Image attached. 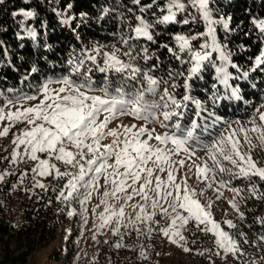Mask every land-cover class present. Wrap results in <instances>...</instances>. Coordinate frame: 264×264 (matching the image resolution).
<instances>
[{
	"label": "snow or ice",
	"instance_id": "6c2138e0",
	"mask_svg": "<svg viewBox=\"0 0 264 264\" xmlns=\"http://www.w3.org/2000/svg\"><path fill=\"white\" fill-rule=\"evenodd\" d=\"M133 4L139 5L141 13H147L153 8L156 0L152 3L142 4L141 0H132ZM5 0H0V5H3ZM195 8L199 13L200 18L205 22L206 31L195 34H172V39L176 42L175 47L164 43L160 47L167 49L177 61H180L181 68L179 70L169 69L168 79L164 77L154 76L152 73L159 66V57H155L156 63L149 65L147 68H141L135 63H124L113 53L106 56V67H99V71L106 72L108 69H114L118 73L125 74L128 80L140 83L142 87L135 90L126 91L123 87H116L110 90L108 85L97 88L93 86L90 79L86 78V82L78 83L70 78H61L60 80H48L42 85V94L44 101L35 106L23 108V102L36 100V95H16L8 98L3 106H0V122L9 121L8 126L0 131V137L7 136L11 127L16 123H24L27 127L18 135L12 143L14 145H23L24 154L32 161H38L37 167L32 169L33 172L40 176L52 175L53 172L58 178L70 177L66 187L69 189L68 195L64 192L60 196L64 199L73 197V194L80 199L82 205L86 204L94 191L99 188V181L103 177L105 183L109 181L112 185L111 191H104L105 204L104 213H101L99 219L101 221L99 227L103 228L112 222L113 217H116V223L119 225L123 222L126 216L124 206L118 210L107 200L109 196L118 198V193H125V202L131 201L134 196H141L143 200L151 199L152 209L159 208L162 213L167 214L170 208L173 213H176L171 218L170 226L161 228L164 236L170 239V242L183 247L181 242H185V237L181 234L180 229L186 226L191 219H195L198 224H204L203 229L206 232H211L215 237V244L227 253L240 255L244 253L239 249L237 243L223 231L220 224L216 223L212 218L211 204L204 207L195 199V191L189 189L187 182H176V177L173 175L171 156L178 154L181 150L189 155H195L197 150L207 151L214 168H209L205 163L203 166L196 165L197 175L208 177L212 173V178L216 176L215 169L218 168L219 173L225 172V167L222 165V157L224 161H228L233 165V168H238V172H234L232 168L227 169L231 176H244L247 178L259 177L264 180V167L258 166L251 151L257 145L253 143L249 133H257L256 139L260 142V146H264V103L255 108V115L249 120L252 125L250 128L240 127L238 130L232 128V124H239V121L227 122L224 131L227 135L221 134L218 137L212 138L211 142H204L196 135V130L201 128L197 123V119H192L190 124H182L186 118L189 103L195 105L196 112L194 116L200 120L213 118V123L221 122V118L215 115V112L203 107L202 102L196 99L191 94L192 81L199 79L200 74L208 65H211L216 74V78L220 84L231 90V96H213V105L220 100L235 98L237 100L244 99L239 95V87H233L229 81L233 78V74L229 71V67L239 70V66L231 60V53L227 50L226 45L218 42L217 28L214 25H220L226 31H232L230 28L231 17L225 18L221 16L219 19L213 17L214 7L213 0H167L166 4L159 8L162 14L157 16L155 21H149L145 16H135L138 22L135 26L129 24V28L135 34L130 37H121L122 42L128 45L129 50L124 53L130 61H136L139 56L147 64L153 59V54L147 47H142L141 52L133 55L135 48L129 44L130 39L145 38L147 41L156 43L155 32L156 26L159 24H178L189 25L194 23L196 17L189 13L182 20L177 19L178 13L188 11V6ZM73 8L71 3H68L64 12L57 11V15L61 17V23L69 25L74 19L68 15V12ZM54 11H56L54 9ZM131 12L132 9L129 8ZM104 14H108V9L104 10ZM14 16H23L25 18H34L36 13L31 10H20L13 13ZM156 15L155 12L152 13ZM82 18H86L87 13H81ZM121 19H125L123 16ZM252 24L264 36V19L253 18ZM75 31V29H73ZM28 35L35 38L37 33L34 30H29ZM77 38L79 36L77 34ZM203 40L199 43L198 48L193 45V41ZM262 47L259 53L253 58L252 65L249 70L241 72V78L247 79L249 72L256 73L257 71L264 72V40L260 41ZM98 51V50H97ZM213 53H218L220 63H215ZM187 57L186 59L184 57ZM88 59L95 61V56H88ZM72 61L70 60L69 63ZM83 59L80 65L83 64ZM184 65H188L184 69ZM78 70V68H77ZM37 69L33 67L31 72L35 73ZM183 78L182 85H178L176 81ZM57 83L62 85L57 89L49 90V85ZM163 86V87H162ZM177 87H183L184 95L177 99L172 90ZM101 92V95L94 93ZM63 94V95H61ZM50 101V102H47ZM47 102V103H46ZM19 106V107H18ZM4 107H15L16 111L9 110L4 112ZM207 113V117L201 113ZM122 116H132L136 119L148 123H159L163 128L172 129L171 135L165 132L163 135H152L146 126H141L137 130L135 125L131 127L121 126L118 129H109L108 125L115 119ZM103 117V119H101ZM160 117L163 119L161 120ZM175 118V119H173ZM171 122V123H165ZM210 125H204L203 131H207ZM242 134L243 143L248 145V150L241 152V142L238 135ZM112 137V142L102 144L106 137ZM147 136V139L142 137ZM155 139L160 145L167 146L169 143L174 148L153 147L149 141ZM90 141V142H89ZM103 149V151H101ZM47 154L46 159H41L37 154ZM19 152L13 151L12 162H15ZM55 160L66 166L76 169V172L61 171L56 163L50 161ZM113 161V162H109ZM154 167H149V164ZM181 167L184 161L178 162ZM168 165L167 181H163L159 175H155V170L164 172L166 169L162 165ZM109 169L111 171L109 172ZM122 169V171H121ZM155 175V180L153 177ZM4 176L0 175V181H3ZM141 180L143 182L141 183ZM228 181L221 179L220 186H227ZM138 185V187H137ZM154 187H150L153 186ZM36 186L43 188L44 185L37 181ZM172 188L173 190H169ZM83 189V191H81ZM131 189V192H128ZM236 194L240 190L231 188ZM148 191L154 193L153 197H149ZM255 192V186H253ZM171 197V201L168 198ZM164 200L168 203V207H164L160 203ZM140 208L134 219L129 220V225L135 224L136 221L144 222L151 220L156 212L147 213L142 205H134L133 208ZM236 208L235 203L232 204ZM178 209H183L188 215L180 214ZM69 212V215H73ZM179 222V223H178ZM229 227H235L230 220L225 221ZM210 225V227H208ZM137 232L141 229L137 228ZM151 231V229H149ZM119 232V228L115 229ZM264 240V237H261ZM247 243V240H245ZM117 244L116 247H121ZM185 252L191 251L188 247H183ZM141 256L146 259L147 256L142 251ZM203 254V253H200ZM219 254V253H217ZM254 264V262H253Z\"/></svg>",
	"mask_w": 264,
	"mask_h": 264
},
{
	"label": "trees",
	"instance_id": "16d2710c",
	"mask_svg": "<svg viewBox=\"0 0 264 264\" xmlns=\"http://www.w3.org/2000/svg\"><path fill=\"white\" fill-rule=\"evenodd\" d=\"M152 2L153 0H141L142 4ZM166 2L167 0H156L152 9L147 13H141L140 6L133 4L132 0H5V3L0 5V89L4 92L19 90L33 94L47 79L60 80L65 77L78 83L86 82L87 78L94 87L108 85L110 90L123 87L129 91L142 87L140 83L126 79L125 74L118 73L114 69L99 71V67H106V56L113 53L122 62H132L141 68L156 63L155 57H159V66L152 74L168 79L169 69L179 70L181 63L168 53L167 49L160 46L168 43L175 47L176 42L172 39V34H195L207 30L205 22L195 8L189 5L187 12L177 15V19L182 20L191 13L196 17L194 23L157 25L156 43L149 42L145 38L129 40V44L135 48L134 56L141 52L142 47H147L153 54V59L147 64L139 56L136 61H130L129 57L124 55L129 50L128 45H125L121 39L135 35L129 28V24L135 26L138 23L135 16L142 15L149 21H155L157 16L164 14L159 8H162ZM68 3L73 5L68 15L73 16L74 19L69 25H64L60 22L62 18L57 15V11L64 12ZM213 7L215 19L221 16L231 17L232 31L214 25L217 28L218 42L226 45L231 53V60L239 66L240 71L229 67V71L233 74L229 83L241 90V83L245 82V85L251 89L245 94L240 91L239 95L244 99L237 103L227 105L226 101L235 100L228 98L213 105V96H231V90L217 80L214 68L207 66L200 74V78L191 82L192 96L199 99L203 107L215 112V115L221 118V122L217 123H213V118L202 121L194 116L195 105L189 103L186 118L181 123L190 124L192 119H197V123L201 125L197 132L204 142V135L210 129L214 128L219 132L218 128L215 129L217 125L224 127L223 121L230 122L246 113L252 117L255 108L264 103V72H249L253 84L249 82V77L241 78V72L249 70L253 58L262 47L260 41L264 40V36L251 21L253 18L264 19V0H213ZM129 8L132 9L131 12ZM105 9H108L107 15L104 14ZM20 10L34 11L36 16L25 18L13 15ZM153 12L156 13L155 16L152 15ZM81 13H87L86 18H82ZM122 16L125 19L122 20ZM30 29L37 33L35 38L28 35ZM202 42L203 40H198L192 43L198 48L199 43ZM88 56H95V61L88 59ZM213 57L218 65L220 63L218 53H213ZM81 59L84 61L82 65H80ZM33 67L37 69L35 73L31 72ZM183 67L187 69L188 65ZM176 83L182 85L183 78H179ZM172 91L177 99L185 94L183 87H177ZM201 115L207 117L205 112ZM204 125H210L207 131L202 130ZM18 179L19 175L12 173L0 185L2 197L0 199V264H39L32 260L35 252L49 245L56 238L57 232L68 216L67 207L61 203L63 197L60 196L66 179L59 178L57 187L51 186L46 191L41 190L39 198L31 195L32 197L23 199L19 210L12 212L10 195ZM262 211L248 210L240 223L239 229L243 234L238 233L237 238L244 255H238L236 264H253V262L264 264V240L261 239L264 237ZM119 239L118 244H121V247H116L117 244L110 241L105 264H156L162 239L161 231L147 230L137 233L134 230H127ZM190 239L191 234L188 240L191 247ZM66 251L65 255L61 252L56 253L52 259H56L58 264H72L71 258L74 254L72 241H67ZM142 251L147 256L146 259L141 256Z\"/></svg>",
	"mask_w": 264,
	"mask_h": 264
},
{
	"label": "rangeland",
	"instance_id": "374dc122",
	"mask_svg": "<svg viewBox=\"0 0 264 264\" xmlns=\"http://www.w3.org/2000/svg\"><path fill=\"white\" fill-rule=\"evenodd\" d=\"M211 65H208L210 67ZM56 81L54 79H47ZM44 82V83H45ZM249 82L253 84V81L249 77ZM240 84V83H238ZM246 83H241L243 94L250 91L251 87L245 85ZM250 84V85H252ZM62 85L53 83L49 85V90L51 94V90L57 89ZM244 91V92H243ZM96 95H101V92L94 93ZM16 95H36V100H30L23 102L22 107H30L40 104L44 101V96L42 94V87L33 94H26L19 90H10L8 92H4L0 89V106H3L5 101L8 98H12ZM63 95V94H61ZM233 101V102H232ZM240 100H229L226 101L227 105H231L230 103L239 102ZM50 102V101H47ZM46 102V103H47ZM19 107V106H18ZM16 111L15 107H4V112ZM264 111V109H261ZM242 114V113H241ZM255 113L252 115V117ZM248 116V117H247ZM251 116L242 115V117H237L230 122L239 121V124L233 123V129H239L240 127L250 128L252 125L249 123V120L252 118ZM103 119V117H101ZM162 120L163 118L160 117ZM171 123V122H165ZM9 121L4 120L0 122V131L3 130L4 127L8 126ZM225 124V123H223ZM135 125L136 128L133 131L137 130L141 126H146L148 130L155 129L152 132V135H163L167 132L171 135L172 129L163 128L159 123H148L145 125L144 121L136 119L132 116H122L118 119L113 120L109 125V129H118L122 130L121 126L131 127ZM27 127L24 123H16L14 127H11L7 136L0 137V175L4 176V180L9 178L12 173H16L19 175V179L17 183H15V188L10 195L11 203L10 207L14 208L16 211L19 210V205L23 199H28L27 197L36 196L40 197V191H46L49 187L58 186V177L55 176L53 172L52 175L40 176L37 173L33 172L32 169L37 167L38 161H32L28 159L27 155L24 154V146L23 145H14L12 141L20 135V133ZM218 128L219 132L215 131L214 128L210 129L207 134L204 135L205 142H211L212 138L218 137L221 134L227 135L224 131L226 128V124L224 127L221 125H217L215 129ZM196 135L200 137L196 130ZM250 137L253 140V143L257 146L252 149L251 155L253 159L258 162V166L264 167V146H260V142L256 139L257 133H249ZM238 138L241 142V152H245L248 150V145L243 143L242 134L238 135ZM112 137H106L102 144H109L112 142ZM142 139H147V136L142 137ZM90 142V141H89ZM150 145L153 147H167L174 148L171 143L167 146L160 145L158 141L152 139L149 141ZM17 151L20 155L17 157L15 162H12V154L13 151ZM103 151V149H101ZM41 159H46L47 154L38 153L37 154ZM218 159L221 160L222 165L225 167V172L223 174L219 173L218 168L215 169L216 176L213 179L212 173L208 174V177L205 178L203 176L197 175L196 165L203 166L205 163L209 168H214V165L209 158L207 151L205 150H197L195 155H189L184 151H180L178 154H173L171 156L172 168L174 169L173 175L176 177V182L181 183L183 187V182H187V186L189 189L195 191L197 199L200 204L204 207H207L211 204L210 211L212 212L213 220L220 224L223 231L228 233V235L235 241L240 248V244L237 238V234H243L240 227V223L243 221L244 216L248 210L253 211H262L264 213V180H260L259 177H251L250 179L244 176H231L227 169L232 168L234 172H238V168H233V165L224 161L222 157L218 156ZM183 160V167L178 163ZM51 163H56L57 167L61 169V171H69L76 172V169L71 168L70 166H66L60 162L55 160L50 161ZM110 163L113 161H109ZM149 167H154L151 163L148 165ZM166 170L164 172H159L155 170V175H159L163 181H167V171L168 165H162ZM23 171V172H22ZM111 169H109V172ZM122 171V169H121ZM31 175H28V174ZM155 175L153 180H155ZM31 177V178H30ZM66 182L63 184L62 191L65 196L68 195L69 189L66 187L68 180L70 177H64ZM221 179L228 181L227 186L221 187L220 181ZM32 180V183H31ZM3 181H0V185ZM37 181L43 184L44 187L36 186ZM143 180H141V183ZM99 188L97 191L92 193L90 200L82 205L80 203V199L73 194V197H69L67 200L63 198L61 203L67 207L68 216L63 225H61L60 230L57 232L56 238L47 246L43 247L39 251L35 252L33 259L37 261L39 264H58L59 262L56 259H52L53 255L56 253H62L65 255L66 251V243L67 241H72V246H74V254L71 258L72 264H103V260L106 259V252L110 247V241L113 244L119 243V238H121L127 230L136 231L137 228L141 229L140 232H146L149 229L161 231V228L170 226L171 218L176 215L169 208L168 213H162L159 208L152 209L151 207V199L145 201L141 196L137 195L131 201L125 202V193H118L117 197L114 198L109 196L107 198L108 202L114 206L115 210H118L121 206H124V210L126 213L125 218L121 224H117L116 217H113L112 222L107 224L105 227L100 228L99 225L101 223L99 216L101 213H104L105 204L101 201L105 199L103 196L104 191H111L112 185L110 181L106 184L103 177H101L99 181ZM20 190H19V188ZM253 186H255V192L253 191ZM138 187V185H137ZM150 187H154L150 186ZM237 188L240 190L239 194L231 191V188ZM169 190H173L169 188ZM61 191V192H62ZM83 191V189H81ZM60 192V193H61ZM128 192H131V189H128ZM38 193V194H37ZM1 194V193H0ZM32 195V196H31ZM149 197H153L154 193L148 191ZM0 195V199H1ZM171 197L168 198L171 201ZM160 203L163 204L164 207H168V203L164 200H160ZM235 203L237 205L236 208L232 207V204ZM134 205H142L147 213L156 212V215L153 216L151 220H146L144 222L136 221L134 226L129 225V220L134 219L135 215L140 212V208H133ZM180 214L187 216L188 214L183 209H178ZM69 212H73V215H69ZM107 215V213H104ZM230 220L235 227H229L225 221ZM179 223V222H178ZM119 228V232H115L116 228ZM210 227V225H208ZM205 228L204 224H198L195 219L189 220L188 224L180 229L181 234L185 237L186 243L181 242L183 247H188L191 249L189 252H185L183 247L178 246L170 242V239L163 235L160 243V247L158 250V255L156 258V264H190L192 260L197 258L198 260L206 259L207 263L211 264H236V260L238 259L239 252L235 254L227 253L223 249L219 248L215 244V237L211 232H206L203 229ZM191 234V242L192 246H189L188 240L189 235ZM207 237V238H206ZM207 240L210 242L207 243ZM192 252V260L190 261V254ZM203 253V254H200ZM219 253V254H217Z\"/></svg>",
	"mask_w": 264,
	"mask_h": 264
},
{
	"label": "built area",
	"instance_id": "2783aa9c",
	"mask_svg": "<svg viewBox=\"0 0 264 264\" xmlns=\"http://www.w3.org/2000/svg\"><path fill=\"white\" fill-rule=\"evenodd\" d=\"M12 212H15V209L12 208ZM17 212V211H16ZM18 221H20L19 218H17ZM203 260H198L197 258H195L194 260L191 261L190 264H211V263H207L206 259L202 258Z\"/></svg>",
	"mask_w": 264,
	"mask_h": 264
},
{
	"label": "crops",
	"instance_id": "0c3cea01",
	"mask_svg": "<svg viewBox=\"0 0 264 264\" xmlns=\"http://www.w3.org/2000/svg\"><path fill=\"white\" fill-rule=\"evenodd\" d=\"M192 257H193V255H192V252H191V254H190V261L192 260ZM106 260V259H105ZM105 260H103V264H105ZM191 263V262H190Z\"/></svg>",
	"mask_w": 264,
	"mask_h": 264
}]
</instances>
